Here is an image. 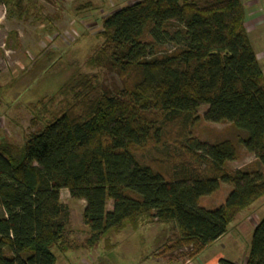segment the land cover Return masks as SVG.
Wrapping results in <instances>:
<instances>
[{"label":"trees","instance_id":"1","mask_svg":"<svg viewBox=\"0 0 264 264\" xmlns=\"http://www.w3.org/2000/svg\"><path fill=\"white\" fill-rule=\"evenodd\" d=\"M244 19L240 0H136L102 19L89 60L121 87L70 78L71 105L20 149L0 145V264L57 263L54 250L67 249L62 189L85 202L89 246L111 249L109 235L154 220L175 227L171 246L192 259L264 197V74ZM200 122L234 135L200 141L191 132ZM239 149L250 168L228 167ZM221 184L223 205L200 206ZM245 264H264V216Z\"/></svg>","mask_w":264,"mask_h":264},{"label":"rangeland","instance_id":"2","mask_svg":"<svg viewBox=\"0 0 264 264\" xmlns=\"http://www.w3.org/2000/svg\"><path fill=\"white\" fill-rule=\"evenodd\" d=\"M134 1L13 0L12 5H4L0 0V145L20 149L29 136L71 105L73 95L66 88L70 78L88 76L112 94L121 87L115 72L96 67L89 59L102 44V19ZM258 11L264 13V0H260ZM248 37L257 50L254 34ZM206 110L207 106H201L197 113L202 116ZM228 127L226 123L200 122L191 132L210 144L232 138L234 130ZM239 152L240 159L228 167L250 168L253 156L242 149ZM229 190L221 184L199 204L212 209L224 202ZM59 196L68 214L67 249L54 250L56 264H218L220 259L245 264L251 232L264 216L262 197L236 215L220 240L192 259L188 248L171 246L177 234L175 227L154 220L136 231L126 227L109 235V250L105 242L91 247L82 221L85 202L72 199L67 190H61Z\"/></svg>","mask_w":264,"mask_h":264},{"label":"crops","instance_id":"3","mask_svg":"<svg viewBox=\"0 0 264 264\" xmlns=\"http://www.w3.org/2000/svg\"><path fill=\"white\" fill-rule=\"evenodd\" d=\"M240 1L244 7V13H245L244 21H245V28H246L247 34H250V33L254 34V37H255L254 40H255L256 44L259 45L257 50L256 49L254 50V48L250 42L252 49L256 55V58L260 64L262 71H263V74H264V13H261L258 11L260 9V0H240ZM247 4H248V7H247ZM62 190H64V189H62ZM211 196L212 195L206 196L203 198H208ZM203 198L200 199V202ZM222 203H224V202H222ZM222 203L219 204L218 206H215L214 208H217V207L223 205ZM221 238H219L218 240H220Z\"/></svg>","mask_w":264,"mask_h":264}]
</instances>
